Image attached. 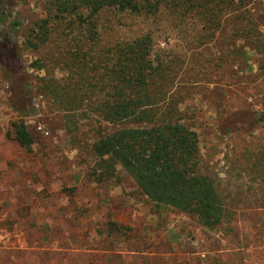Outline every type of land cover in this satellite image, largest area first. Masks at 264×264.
Returning a JSON list of instances; mask_svg holds the SVG:
<instances>
[{"label": "rangeland", "instance_id": "rangeland-1", "mask_svg": "<svg viewBox=\"0 0 264 264\" xmlns=\"http://www.w3.org/2000/svg\"><path fill=\"white\" fill-rule=\"evenodd\" d=\"M5 5L23 22L14 37L0 23V43L19 48L14 65L24 101L17 105L29 108L21 114L11 107V84L0 60V206L5 227L20 233L23 245L0 253V264H264L262 48L228 64L222 54L231 52L230 37L188 52L197 24L177 26L168 16L149 24L131 18L101 23L100 47L149 32L155 57H175L178 115L197 134L201 170L234 215L229 234L209 232L192 217L156 208L118 166L116 178L95 181L89 147L97 124L86 111H59L47 91L70 78L67 57L76 49L68 24L52 26L38 52L24 50L25 38L42 33L45 5ZM250 11L264 35V0H254ZM19 120L32 138L28 149L13 140L11 124Z\"/></svg>", "mask_w": 264, "mask_h": 264}, {"label": "trees", "instance_id": "trees-1", "mask_svg": "<svg viewBox=\"0 0 264 264\" xmlns=\"http://www.w3.org/2000/svg\"><path fill=\"white\" fill-rule=\"evenodd\" d=\"M7 1L0 0V23L14 37L23 22L6 11ZM40 1L47 14L38 27L42 33L29 35L22 48L38 52L48 44L52 26L68 24L76 49L67 57L70 78L48 86L47 91L59 111L71 115L86 111L97 124L89 147L95 160V181L116 178L118 166L156 208L192 217L206 231L229 234L234 215L214 181L201 170L197 134L178 115L173 87L175 57H155L149 32L100 47L101 23L104 19L117 18L118 22L119 18H131L149 24L168 16L177 26L197 24L200 29L195 31L188 52L195 54V50L202 51L214 41L224 43L230 37L231 52L223 53L222 59L233 64L245 58L247 51L257 53L262 48L264 53V35L250 11L254 0ZM11 44L1 41L0 60L11 84V107L25 114L29 105H17L24 97L16 84L19 79L14 62L19 51ZM12 128L13 140L28 149L32 139L25 124L19 120Z\"/></svg>", "mask_w": 264, "mask_h": 264}, {"label": "built area", "instance_id": "built-area-1", "mask_svg": "<svg viewBox=\"0 0 264 264\" xmlns=\"http://www.w3.org/2000/svg\"><path fill=\"white\" fill-rule=\"evenodd\" d=\"M38 131L42 132L38 127ZM47 135V134H46ZM21 234L9 231L4 225V213L0 206V253L22 250Z\"/></svg>", "mask_w": 264, "mask_h": 264}, {"label": "crops", "instance_id": "crops-1", "mask_svg": "<svg viewBox=\"0 0 264 264\" xmlns=\"http://www.w3.org/2000/svg\"><path fill=\"white\" fill-rule=\"evenodd\" d=\"M1 121H3V120H1ZM1 121H0V126H1V124L4 125V123H2ZM12 125H13V124H11V130H12L13 135H14V131H13ZM29 135H30V134H29ZM30 137H31V136H30ZM31 139H32V138H31Z\"/></svg>", "mask_w": 264, "mask_h": 264}]
</instances>
